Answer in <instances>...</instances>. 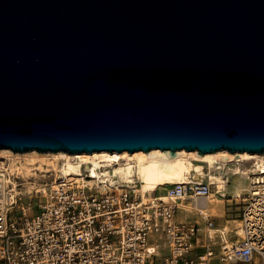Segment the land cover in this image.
Segmentation results:
<instances>
[{
	"label": "water",
	"instance_id": "1",
	"mask_svg": "<svg viewBox=\"0 0 264 264\" xmlns=\"http://www.w3.org/2000/svg\"><path fill=\"white\" fill-rule=\"evenodd\" d=\"M0 148L264 154V0H0Z\"/></svg>",
	"mask_w": 264,
	"mask_h": 264
},
{
	"label": "built area",
	"instance_id": "2",
	"mask_svg": "<svg viewBox=\"0 0 264 264\" xmlns=\"http://www.w3.org/2000/svg\"><path fill=\"white\" fill-rule=\"evenodd\" d=\"M1 160L0 264H264L262 170L245 174L239 195L227 192V178L219 185L207 172L145 199L138 175L101 182L86 167L81 181L54 171L42 182L36 173L23 192L27 178ZM212 195L241 202L242 234L194 205ZM190 208L198 217L179 219V210Z\"/></svg>",
	"mask_w": 264,
	"mask_h": 264
},
{
	"label": "bare ground",
	"instance_id": "3",
	"mask_svg": "<svg viewBox=\"0 0 264 264\" xmlns=\"http://www.w3.org/2000/svg\"><path fill=\"white\" fill-rule=\"evenodd\" d=\"M4 158L8 161L11 172L19 171L27 180L39 172L61 171L63 175H69L71 179L81 181L83 178L79 175L82 167L89 169L91 176L97 177L101 182L114 183L115 177L128 181L136 174L141 180L139 190L145 199L150 193L164 186L176 181L188 180L194 173L205 174L206 166L209 169L207 174L219 185H223L228 174L233 175V190L236 195H239L247 186L244 183L245 174H250L255 169L264 172V155L249 151L230 152L226 149L200 153L198 150L182 148L177 150L175 155H171L169 151L160 148L134 152L95 150L77 153L38 150L17 152L10 148H0V164L4 163L1 160ZM247 162H254V164L253 166L245 165ZM228 177L230 180V176ZM27 184H31L30 187L34 185L32 182ZM224 196L226 195L197 198L194 205L212 212L223 210L226 203ZM188 205L191 206V204ZM233 221L238 227V234H242L240 220Z\"/></svg>",
	"mask_w": 264,
	"mask_h": 264
},
{
	"label": "rangeland",
	"instance_id": "4",
	"mask_svg": "<svg viewBox=\"0 0 264 264\" xmlns=\"http://www.w3.org/2000/svg\"><path fill=\"white\" fill-rule=\"evenodd\" d=\"M253 163L254 162H247V163H245V165L252 166ZM204 171H206V173L209 171V169L207 168V166L204 168ZM51 173H54V171L42 172V176H40L41 173L39 172L38 174H36V176L38 177V179H42V182H43L45 180L43 176L44 175H50ZM196 175L197 176H200L199 174H196ZM228 175H230L232 177L231 174H228ZM201 176H204V174L201 175ZM33 181H35L34 177H31L30 179L26 180V182H25V187L26 188H23L22 187L23 192H28V190H31V188L35 184L30 187L31 184H27V183L28 182L34 183ZM244 183L247 185L246 179H244ZM37 186L39 187V185H37ZM164 187H166V186H164ZM164 187L158 189L155 193H157V194H163L164 193L163 192L164 191ZM226 188H227V191L230 192L229 186H226ZM25 194H27V193H25ZM215 196L216 195H212L211 198H213ZM224 198L226 199V203H224L223 210H217L215 212H212L211 210H209V213L211 215H213V217L215 219V222L217 223L218 226H225V225H227L229 228L237 227L236 226V222H234L233 220H239V211L241 209L242 204L240 202V205L237 206L234 203L235 201H231L227 197H224ZM189 210L190 211H186V210L180 209L179 212H178L179 219H190V220H194V219H196L198 217V213H197V211L194 208H190Z\"/></svg>",
	"mask_w": 264,
	"mask_h": 264
},
{
	"label": "crops",
	"instance_id": "5",
	"mask_svg": "<svg viewBox=\"0 0 264 264\" xmlns=\"http://www.w3.org/2000/svg\"><path fill=\"white\" fill-rule=\"evenodd\" d=\"M228 176H230V175H227L226 176V178H227V180H228V186H229V188H230V192L229 191H227V192H229V194L231 195H234L235 193H234V188H233V181H234V179H233V175H232V177L230 176V180H229V177ZM231 195V196H232Z\"/></svg>",
	"mask_w": 264,
	"mask_h": 264
}]
</instances>
